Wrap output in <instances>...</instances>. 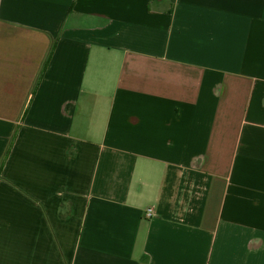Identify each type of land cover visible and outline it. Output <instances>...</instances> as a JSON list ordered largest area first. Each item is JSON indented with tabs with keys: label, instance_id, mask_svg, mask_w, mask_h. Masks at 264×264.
<instances>
[{
	"label": "crops",
	"instance_id": "1",
	"mask_svg": "<svg viewBox=\"0 0 264 264\" xmlns=\"http://www.w3.org/2000/svg\"><path fill=\"white\" fill-rule=\"evenodd\" d=\"M3 159L0 264H264V0H0Z\"/></svg>",
	"mask_w": 264,
	"mask_h": 264
},
{
	"label": "trees",
	"instance_id": "2",
	"mask_svg": "<svg viewBox=\"0 0 264 264\" xmlns=\"http://www.w3.org/2000/svg\"><path fill=\"white\" fill-rule=\"evenodd\" d=\"M55 46H56V42L53 41L51 43L50 47H49V50L47 51V53H46V55H45V57L43 59V61H42L41 67H40V69H39V71L37 73V76L35 78V81H34V84H33V92H35L37 90V88H38V86H39V84L41 82V79L43 78V75H44V73H45V71H46V69L48 67V64H49V62L51 60V57H52V54L54 52ZM13 139H14V136L11 139V142H10L9 146L11 145ZM7 152H8V150H7ZM3 161H4V159L1 160V162H0V170H1V167H2V164H3Z\"/></svg>",
	"mask_w": 264,
	"mask_h": 264
},
{
	"label": "built area",
	"instance_id": "3",
	"mask_svg": "<svg viewBox=\"0 0 264 264\" xmlns=\"http://www.w3.org/2000/svg\"><path fill=\"white\" fill-rule=\"evenodd\" d=\"M145 217H146L147 219L152 218V217H153V211H152L151 209L146 210V212H145Z\"/></svg>",
	"mask_w": 264,
	"mask_h": 264
}]
</instances>
